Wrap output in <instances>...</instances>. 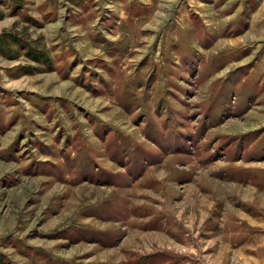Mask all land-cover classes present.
Returning a JSON list of instances; mask_svg holds the SVG:
<instances>
[{"label": "rangeland", "instance_id": "obj_1", "mask_svg": "<svg viewBox=\"0 0 264 264\" xmlns=\"http://www.w3.org/2000/svg\"><path fill=\"white\" fill-rule=\"evenodd\" d=\"M0 33L9 264H264V0H23ZM240 189V190H239Z\"/></svg>", "mask_w": 264, "mask_h": 264}, {"label": "trees", "instance_id": "obj_2", "mask_svg": "<svg viewBox=\"0 0 264 264\" xmlns=\"http://www.w3.org/2000/svg\"><path fill=\"white\" fill-rule=\"evenodd\" d=\"M69 2H72L74 4L76 3H82L84 0H67ZM12 3L15 5L16 8H22L23 7V0H0V3ZM79 5V4H76ZM25 49L26 55H28L31 59L41 61L43 58V54L40 51H35L34 48L30 46L27 42H25L24 39L21 37L14 35L10 32L3 31L0 33V54L4 57L8 58H16L19 55V51L13 50V47ZM0 264H9L8 261L4 259V257L0 254Z\"/></svg>", "mask_w": 264, "mask_h": 264}, {"label": "bare ground", "instance_id": "obj_3", "mask_svg": "<svg viewBox=\"0 0 264 264\" xmlns=\"http://www.w3.org/2000/svg\"><path fill=\"white\" fill-rule=\"evenodd\" d=\"M240 190V189H239Z\"/></svg>", "mask_w": 264, "mask_h": 264}]
</instances>
